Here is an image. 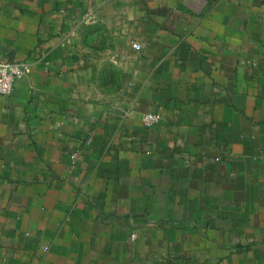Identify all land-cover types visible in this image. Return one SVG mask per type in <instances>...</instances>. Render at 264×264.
Listing matches in <instances>:
<instances>
[{
	"label": "crops",
	"instance_id": "0c3cea01",
	"mask_svg": "<svg viewBox=\"0 0 264 264\" xmlns=\"http://www.w3.org/2000/svg\"><path fill=\"white\" fill-rule=\"evenodd\" d=\"M0 58V264H264V0H0Z\"/></svg>",
	"mask_w": 264,
	"mask_h": 264
},
{
	"label": "built area",
	"instance_id": "2783aa9c",
	"mask_svg": "<svg viewBox=\"0 0 264 264\" xmlns=\"http://www.w3.org/2000/svg\"><path fill=\"white\" fill-rule=\"evenodd\" d=\"M134 48L139 50L142 48V46L139 43H135ZM29 72L30 67L25 63L9 61L0 58V94H10L14 87L15 81L24 77ZM161 119V112H145L141 115L142 122L147 126L157 124Z\"/></svg>",
	"mask_w": 264,
	"mask_h": 264
}]
</instances>
